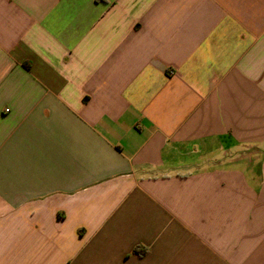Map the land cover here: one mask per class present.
Wrapping results in <instances>:
<instances>
[{
	"label": "crops",
	"instance_id": "0c3cea01",
	"mask_svg": "<svg viewBox=\"0 0 264 264\" xmlns=\"http://www.w3.org/2000/svg\"><path fill=\"white\" fill-rule=\"evenodd\" d=\"M0 264H264V0H0Z\"/></svg>",
	"mask_w": 264,
	"mask_h": 264
}]
</instances>
